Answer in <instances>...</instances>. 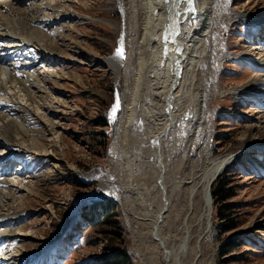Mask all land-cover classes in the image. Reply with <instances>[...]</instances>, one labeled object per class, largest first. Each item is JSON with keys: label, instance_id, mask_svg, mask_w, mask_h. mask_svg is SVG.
<instances>
[{"label": "rangeland", "instance_id": "obj_1", "mask_svg": "<svg viewBox=\"0 0 264 264\" xmlns=\"http://www.w3.org/2000/svg\"><path fill=\"white\" fill-rule=\"evenodd\" d=\"M69 1L79 19L71 14L73 22L61 24L66 26L58 38L62 49L51 45L56 48L50 52H60L63 59L48 65L52 71L44 70L41 77L46 89L35 91L41 97L37 101L41 118L26 111L23 115L29 119L20 116L34 124L29 137L49 145L53 154L29 149L40 156L32 162L35 169L31 177L22 179L27 184L18 186L24 191L18 193L16 188L13 192L18 194L13 197L8 193H14L2 186L8 194L5 207L25 210L21 223L30 226L26 230L27 247L34 251L51 243L65 228L72 233L75 226L80 236L64 256V264H113V253L125 257L126 262L121 264H165L152 235L151 221L159 213L166 216L161 222L168 248L177 249L189 236L179 264H264V85H256L261 83L264 70L257 72L252 66L255 59L261 58L258 55L264 54V45L255 44L258 39L264 41V22L253 32L242 20L233 21L239 13L263 18L264 0L202 1L210 9L211 20L194 83L181 103L184 111L162 140L163 185L157 181L159 153L152 147L142 122L136 121L132 131L122 128L141 49L142 0ZM59 17L61 14L55 19L60 21ZM118 48L123 58L110 65L109 59L114 58ZM237 55L245 56L243 63L235 58ZM76 58L81 64L71 60ZM248 59H254L251 65L245 63ZM61 64L66 69L58 70ZM258 92L259 96L254 97ZM197 95L203 102L199 118L192 114ZM118 98L125 105L114 118L112 111ZM148 104L153 106L154 102ZM55 135L61 140L55 141ZM227 154L237 157L215 179L229 182L232 194L223 201L211 194L208 226L198 224L197 205L188 235L182 221L187 214L189 187L178 190L174 184L190 181L210 160ZM53 158L57 169L53 168ZM164 187L166 208L161 197ZM97 202L112 205V210L107 207L106 212L112 215V223L103 224L100 218L97 225L91 226L80 219L82 213L88 216L101 211L89 209ZM230 223L234 227L222 231Z\"/></svg>", "mask_w": 264, "mask_h": 264}, {"label": "bare ground", "instance_id": "obj_2", "mask_svg": "<svg viewBox=\"0 0 264 264\" xmlns=\"http://www.w3.org/2000/svg\"><path fill=\"white\" fill-rule=\"evenodd\" d=\"M202 1L204 0H142L141 4H139L143 12V21L141 22L143 34L139 47L141 49L138 51L137 70L133 80L132 93L129 101L126 102L124 110V117L126 120L122 128L126 132L128 130L132 131L133 128H135L136 121L140 120L143 129L148 131L146 135L152 139V147L159 153L158 166L156 165L159 172L157 180L159 185H163L165 174V167L161 155L162 140L172 128L179 114L184 111V108H182L183 106L181 107V103L185 101L187 89L194 83V73L197 69L196 66L199 63L201 52L203 51L201 47L206 39H204V37L207 36L206 33L210 23L209 20H211L208 17L210 9L206 4H203ZM202 5L204 6L202 7ZM74 11L72 3L69 0H11L0 7V32L2 35L14 36L16 38L14 40L15 43L31 47L40 57L44 58L45 61L60 62L63 59V54H61L58 49L59 54L51 53V49L56 48L51 45L54 44L55 46L58 45L59 48L61 47V45L58 44V38H60L62 31L63 34L66 31L65 24H61L67 23L70 25L74 20L71 14L76 17L75 20H78L79 16L76 15L78 12ZM58 14H61V17H59L60 23L57 22L59 21L58 18L55 19V16ZM62 14L68 16H62ZM80 15H82V13ZM233 18V21L242 20L253 32L264 22V17L259 19L251 15H242L240 13L235 14ZM49 28H52V31H49ZM61 39L64 42L63 35ZM259 41L258 39L255 43L256 46L259 44L260 47L261 45L263 46L264 41ZM258 56H261V58L255 59L256 61H253L254 59H251V61L248 59L245 63L251 65L253 61L255 64L252 65L254 66V70L261 72V70H264V54ZM235 58L240 61L242 58L245 60V56L237 55ZM71 60L77 61V58ZM117 61H121V58L114 55L113 59H109V64L112 65ZM77 62L81 64L80 61ZM63 69H66V66L61 64L58 70ZM44 70H47V72L49 70L52 71L51 68H41L39 70L34 69L33 71L20 73H15L13 70L4 72L0 66V107H3L0 109V152H9L18 156L27 157L28 159L40 156L37 154L34 156L29 149L41 154H53L51 148L48 147L49 145L43 144L37 140L34 141L29 137L30 135H28V132H31L34 124L32 125V123L25 121L24 117L28 119L30 117L23 115L24 111H26L27 114L37 119L41 118L38 112L40 107L37 105V101L41 97L38 98L35 91L46 89L44 88L46 86L43 84V80L45 79H43L44 77L42 76ZM198 72L200 71L198 70ZM259 80L261 83H257L256 85H264V76H260ZM48 81H50V77ZM52 83L54 82L52 81ZM252 84L255 83H251V85ZM143 87H147V89ZM241 93H243V91ZM255 95L259 96V92L254 93V97ZM14 98L18 101H15ZM150 100L154 102L153 106L148 104ZM24 101H26V103ZM123 103L124 102L118 98L117 105L114 106L116 110L112 111V117L116 118L115 115L122 111L125 105V103ZM202 104L203 102L198 95L195 96L193 100L194 110L192 113L194 117H200ZM178 108H180V110ZM21 114L24 117H20ZM47 122L48 124L51 123L50 121ZM37 127L40 126H35V128ZM50 131H53V129L51 128ZM52 133L54 135V132ZM54 139L55 141L61 140L58 135H55ZM13 145L17 146L13 147ZM21 146L25 147L27 150L20 148ZM236 157V154H227L212 159L204 166L197 177L191 178L188 182L174 184V189L178 190L185 186L189 187L186 205L187 214L182 221V227L188 235L190 233L188 227L189 221L198 211H196L197 205L200 206V210L197 213L198 224L205 223L208 226L211 223L213 205L211 198L212 184L221 171L232 165ZM45 161H47L50 168L51 165L47 158H45ZM52 165L53 168L55 167L57 169L56 160L54 158ZM36 177H38V175ZM26 184L27 183L22 181L10 182L5 178L0 180V235L8 238L2 256L3 258L9 259L10 262H17L20 259H24L27 255H31L30 251L27 252L28 243H25L28 242L26 241L28 239L26 230L30 226L29 224H22L17 220L25 216V210L15 211V208L10 206L5 207L4 205V203L7 202V198L5 202V197H7L8 194L14 197L16 194L24 191L18 186ZM2 186L8 187L6 190H10L12 193L18 188L19 192L6 194L2 191ZM165 190H167L165 187L162 191L160 188L161 197H163L166 203H164L166 208L168 202L166 201L167 198L165 195H163V191ZM4 194L6 195L4 196ZM162 208H164L163 203ZM105 211H108L107 208ZM160 213H162V211ZM159 215L158 213V217L156 216L155 220L151 221L153 240H155L154 244L162 253V257L167 264H179L181 261V253L186 251L188 247L189 236L183 242L179 243L180 245L177 249L168 248L166 240L163 238V223L161 222L166 216L163 217L162 214ZM160 222L161 225H159ZM193 223L194 221L192 224ZM33 257H35L34 254Z\"/></svg>", "mask_w": 264, "mask_h": 264}, {"label": "trees", "instance_id": "obj_3", "mask_svg": "<svg viewBox=\"0 0 264 264\" xmlns=\"http://www.w3.org/2000/svg\"><path fill=\"white\" fill-rule=\"evenodd\" d=\"M213 190H211V194H212V198L216 199L217 201H223L226 200L231 194V190L229 188V182H227L226 180H217L215 179V181L213 182ZM228 206L230 205H226L225 207L228 208ZM224 207V206H223ZM112 210V207L110 206L109 211ZM110 217H112V215L110 216L108 213H105L103 215V224H108V223H112ZM99 222L97 223H93V220H91V226L97 225ZM112 225V224H111ZM234 227L233 223H230L229 225L222 227V231H226L228 229H231ZM112 258L110 259V261L113 264H121L126 262V259L123 255L121 256H117V254L113 253V255L111 256ZM121 258L125 259L123 261H121Z\"/></svg>", "mask_w": 264, "mask_h": 264}, {"label": "snow or ice", "instance_id": "obj_4", "mask_svg": "<svg viewBox=\"0 0 264 264\" xmlns=\"http://www.w3.org/2000/svg\"><path fill=\"white\" fill-rule=\"evenodd\" d=\"M115 55H116L117 57H120V58L122 59V58H123V51H122V49L118 48V49L116 50ZM115 110H116V109L114 108L113 111H115Z\"/></svg>", "mask_w": 264, "mask_h": 264}]
</instances>
